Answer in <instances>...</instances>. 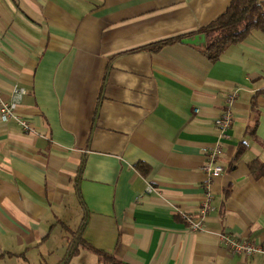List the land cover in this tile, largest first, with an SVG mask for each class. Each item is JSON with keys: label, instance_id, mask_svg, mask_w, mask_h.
I'll use <instances>...</instances> for the list:
<instances>
[{"label": "crops", "instance_id": "0c3cea01", "mask_svg": "<svg viewBox=\"0 0 264 264\" xmlns=\"http://www.w3.org/2000/svg\"><path fill=\"white\" fill-rule=\"evenodd\" d=\"M230 1L0 0V92L25 89L17 110L31 127L0 119V264H47L80 226L119 264H264L219 239L264 246V32L215 61L183 41L139 49ZM232 92L221 137L214 119ZM216 143L224 171L208 178ZM207 191L212 209L192 231L181 212L197 218Z\"/></svg>", "mask_w": 264, "mask_h": 264}, {"label": "trees", "instance_id": "16d2710c", "mask_svg": "<svg viewBox=\"0 0 264 264\" xmlns=\"http://www.w3.org/2000/svg\"><path fill=\"white\" fill-rule=\"evenodd\" d=\"M252 29H259L264 32V0H231L222 14L196 31L160 39L145 44L139 49L156 52L165 45L181 41L184 42L195 36H203L205 38L204 42L194 45L198 46L210 61H215L229 45L245 39ZM255 163H257L256 160L251 161V168ZM136 167L142 172L144 165L137 163ZM257 168L258 174L263 172L264 164L258 163ZM81 229L82 226L77 231L72 232L73 237L68 250L58 264H69L70 259L83 248L96 254L99 264L120 263L113 254L98 249L88 243L82 237Z\"/></svg>", "mask_w": 264, "mask_h": 264}, {"label": "built area", "instance_id": "2783aa9c", "mask_svg": "<svg viewBox=\"0 0 264 264\" xmlns=\"http://www.w3.org/2000/svg\"><path fill=\"white\" fill-rule=\"evenodd\" d=\"M13 97L10 100H4L0 92V119L4 122L13 120L25 132L31 131L29 123L18 113L17 107L21 97L26 93L22 87L15 86L12 89ZM235 97V92H232L225 100L220 114L214 119V124L220 131L221 137L225 136V131L233 124L234 116L231 111L232 102ZM206 162L201 166L202 172L208 177L219 176L224 169L217 163L218 157L221 154L219 143L214 144L206 150ZM207 187V186H206ZM212 209V196L207 191L205 199L200 204L197 218L181 212L187 221L190 230L197 231L202 229V220ZM220 242L231 254H245L253 256L256 253H264V246L252 240L243 239L231 233L219 234Z\"/></svg>", "mask_w": 264, "mask_h": 264}, {"label": "rangeland", "instance_id": "374dc122", "mask_svg": "<svg viewBox=\"0 0 264 264\" xmlns=\"http://www.w3.org/2000/svg\"><path fill=\"white\" fill-rule=\"evenodd\" d=\"M64 257V252H51L43 253V261H46L47 264H56L60 258ZM85 259L79 257H72L69 261V264H83Z\"/></svg>", "mask_w": 264, "mask_h": 264}, {"label": "water", "instance_id": "95a60500", "mask_svg": "<svg viewBox=\"0 0 264 264\" xmlns=\"http://www.w3.org/2000/svg\"><path fill=\"white\" fill-rule=\"evenodd\" d=\"M204 39L205 38L203 36H201V37L195 36L194 38L187 39L184 42H186V43H192V44H197V43L204 42Z\"/></svg>", "mask_w": 264, "mask_h": 264}]
</instances>
